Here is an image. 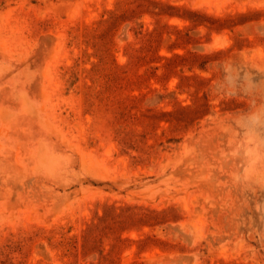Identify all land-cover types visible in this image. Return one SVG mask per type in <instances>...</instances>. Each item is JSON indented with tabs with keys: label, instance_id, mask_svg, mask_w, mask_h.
<instances>
[{
	"label": "rangeland",
	"instance_id": "obj_1",
	"mask_svg": "<svg viewBox=\"0 0 264 264\" xmlns=\"http://www.w3.org/2000/svg\"><path fill=\"white\" fill-rule=\"evenodd\" d=\"M0 264H264V0H0Z\"/></svg>",
	"mask_w": 264,
	"mask_h": 264
}]
</instances>
